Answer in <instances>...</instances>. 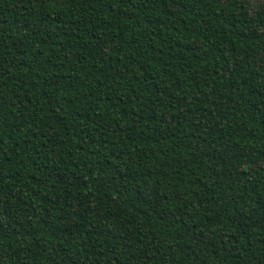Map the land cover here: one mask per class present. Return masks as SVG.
<instances>
[{
  "label": "trees",
  "instance_id": "16d2710c",
  "mask_svg": "<svg viewBox=\"0 0 264 264\" xmlns=\"http://www.w3.org/2000/svg\"><path fill=\"white\" fill-rule=\"evenodd\" d=\"M0 264H264V2L0 0Z\"/></svg>",
  "mask_w": 264,
  "mask_h": 264
},
{
  "label": "rangeland",
  "instance_id": "374dc122",
  "mask_svg": "<svg viewBox=\"0 0 264 264\" xmlns=\"http://www.w3.org/2000/svg\"><path fill=\"white\" fill-rule=\"evenodd\" d=\"M249 1H250V3H252V5H254V6L259 5V4L262 2V0H249Z\"/></svg>",
  "mask_w": 264,
  "mask_h": 264
},
{
  "label": "snow or ice",
  "instance_id": "6c2138e0",
  "mask_svg": "<svg viewBox=\"0 0 264 264\" xmlns=\"http://www.w3.org/2000/svg\"><path fill=\"white\" fill-rule=\"evenodd\" d=\"M262 2H264V0H262Z\"/></svg>",
  "mask_w": 264,
  "mask_h": 264
}]
</instances>
